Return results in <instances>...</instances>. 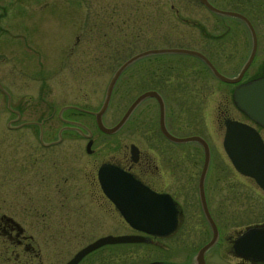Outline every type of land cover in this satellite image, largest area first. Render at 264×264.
<instances>
[{
	"label": "rangeland",
	"instance_id": "obj_1",
	"mask_svg": "<svg viewBox=\"0 0 264 264\" xmlns=\"http://www.w3.org/2000/svg\"><path fill=\"white\" fill-rule=\"evenodd\" d=\"M209 1L220 9L241 12L251 21L258 40L256 53L248 67L246 77L256 70L259 71L264 62V0ZM163 4V0H0V13L5 15L0 18V44L2 41L25 39L30 46V49L23 48L19 51L21 59L16 63L10 59L6 63L7 68H13L11 66L14 65L22 68L18 73L20 82L18 84L17 81L16 85L20 92H16V95L20 96L25 105H29L24 108V117L35 118L39 115H47V113H38L33 107L35 102L27 100V95L35 92V83H40L36 77L38 75L36 69L41 67L44 73L50 76L48 78L50 87H66L69 92H86L83 96L87 98L88 108L97 110L109 78L116 67L130 55L145 49L192 48L205 54L224 75L234 74L244 64L251 48V35L240 18L209 10L199 0H165V11L161 12L160 8ZM100 23L103 24V30H113L116 39L112 40L109 34L110 38L106 40L108 45L104 44L102 52L98 55L94 49H91L92 55H88L82 78L79 77L80 75L75 76L73 72L71 73L70 64L60 71L57 68L58 62L55 60L57 52L63 49L55 47H58V41L65 40L61 33L83 28L87 31V39L91 37L93 39L100 28ZM15 31L22 32L23 37H13L12 34ZM9 42L8 51L15 50ZM194 73L201 82L202 88L195 93L197 100L193 99V102L198 103V109H193L192 112L191 107L188 106L193 103L192 99L190 96L186 97L189 92L181 89L177 84L181 77H190ZM49 86L45 85L44 92H52ZM232 87L219 81L196 55L183 52L148 54L131 62L120 73L112 89L110 107L102 117L103 123L111 126L126 110L132 96L147 89H163L167 92L170 100L167 114L169 118L171 116V120H175L173 127L177 128L178 136L199 135L208 143L209 160L204 178V190L207 202L209 198L212 199L211 206L221 221L222 218L227 217L226 214L221 213L224 209L227 211L228 207L223 206L219 209L218 197L222 200L220 196L229 186L244 185L247 190L252 183L235 172L217 134L219 125L217 121H221L222 116L227 115L223 109L226 106L229 107L228 116L242 118L234 104L233 92H222ZM211 89L214 91H210ZM176 94L178 96L173 97ZM173 99H177V104L172 101ZM146 104L152 105V107L149 106L150 120L148 122L153 121V123L150 122L152 126L153 124L157 126L158 108L155 103L147 100L142 102L134 114L113 133L102 132L97 127L92 113L76 116L82 119L92 131L93 145L98 148L103 145L104 153H106V150L110 148L124 149V143L131 137V123L134 115L142 111ZM51 122H53L52 125H56L57 118L52 117ZM29 136L27 132L7 134L8 140L15 137L29 138ZM128 144H126L127 148ZM165 147L177 156L192 149L196 151L193 174L181 179L182 184L179 183L178 186H182L174 190L167 188V190L187 209L189 214L194 212L193 210L200 214L197 184L204 154L199 142L171 141L166 142ZM256 193L258 195L251 194V200H257L258 207H251L247 199L246 204L242 205L246 212L240 217V221L237 220V212L242 209L237 207L233 209L232 205L229 206L233 217L230 222L222 221L221 223L228 232L234 233L245 223L250 222L253 216L256 220L264 219V194L260 191ZM254 211L257 212L256 215ZM86 213L89 220L85 221V232L73 231L74 234L71 235L70 240L57 242L59 243L57 247L64 250V253L59 255L57 260L55 259L56 264L64 262L81 246L99 235L108 232L116 234L127 229L121 222V218L117 215L112 216L110 212L107 214L103 210L102 224L92 220L91 217L94 215L89 209ZM199 217L203 218L201 214ZM190 227L192 225L189 226L188 236L184 239L178 232H174L167 238H158L153 242L107 244L87 253L77 264H140L152 260H161L162 264L165 263L163 260H167V264H180L179 261L190 259L208 238L205 231L202 235H195ZM80 233L84 234L80 235ZM205 257L207 258V253ZM229 259L234 262L232 256Z\"/></svg>",
	"mask_w": 264,
	"mask_h": 264
},
{
	"label": "flooded vegetation",
	"instance_id": "obj_2",
	"mask_svg": "<svg viewBox=\"0 0 264 264\" xmlns=\"http://www.w3.org/2000/svg\"><path fill=\"white\" fill-rule=\"evenodd\" d=\"M163 3V7L160 8L161 12L165 11V0ZM1 17H5V15L0 13ZM99 27L93 39L92 37L87 39V31L83 28L61 33L65 40L58 41V47H55L63 49L57 52L55 60L58 62L57 68L60 71L70 64L71 73L83 77L82 71L86 69L88 55H92L91 49H94L98 55L102 52L103 45H108L106 40H109V34H111L112 40L116 39L113 30H103L104 27L101 23ZM21 33L15 31L12 35L15 38H21L23 37ZM8 42L2 41L0 44V264H56L55 259L57 260L59 255L64 253V250L57 247L59 244L57 242L70 240L71 235L74 234L73 231H84L85 221L89 220L87 209L94 215L91 217L92 220L95 222L97 220L99 224H102L103 210L107 214L110 212L112 216L117 215L127 229L116 234L142 233L146 236L145 241L148 242H153L158 238H167L174 232H178L179 236L184 239L188 236L190 225H192L190 229L195 235H202L205 231L208 236L205 242L214 237V242L205 251V254L207 253L206 264H226L227 260L228 264H264L263 260H253L241 255L239 253L241 245H238V241L249 229L254 230L255 235L262 237L259 231L264 229V219L256 220L253 216L250 222L245 223L234 233L228 232L221 224L230 222L233 217L230 205L233 209L236 207L242 209L237 212V220L240 221V217L246 212L243 206L247 199L251 207H258V201L251 200V194L258 195L256 192L259 191L264 194L263 188L254 177L239 172L234 167L239 176L252 183L249 187L247 186V190L244 185L229 186L227 191L220 196L223 201L218 197L219 209L223 206L228 207L227 211L224 209L221 213L227 215L226 218H222L223 222L211 206L212 199L209 198V201L206 200V202L214 225L205 217L201 205L200 214L203 218H200L199 212L197 213L195 210L189 214L187 209L177 202V224L169 234L157 236L137 231L131 227L124 220L115 204L104 193L98 178L100 165L103 162L117 165L152 189L158 192H167V188L174 190V188L182 186H178L179 183L182 184L181 179L193 174L196 151L193 149L185 151L180 156L168 151L165 146L166 142H171V139L162 133L159 117L157 126L154 124L152 126L153 121H150L152 123L148 122L150 120L149 106L152 107V105L146 104L142 111L140 110L134 115L131 123V137L128 142L124 143V149L119 150L114 144V149L110 148L104 153L103 145L100 148L93 145L92 131L82 119L76 116L86 113L93 114L96 111L88 108L87 98L83 96L86 92H69L66 87H56L57 89L50 87L51 83L48 82L50 76L44 73L42 67L36 69V73H38L36 77L40 83H35V92L28 94L27 100L35 102L33 107L38 113H47V115L25 118L24 108L29 105H25L20 96L16 95V92H20L16 85L17 81L18 84L20 82L18 73L22 68L17 65L7 68L6 63L8 59L16 63L21 59L19 51L23 48L30 49V46L25 39L11 41L9 43L15 50L8 51ZM65 49L67 50L65 51ZM37 53L42 54V52ZM261 65L259 71L256 70L246 77L247 67L235 82L221 80L213 74L219 81L233 86L222 90V92H235L238 85L264 77V62ZM239 70L240 68L228 76H237ZM179 80L177 86L189 92L186 97L190 96L192 102L193 99L197 100L195 93L202 88V85L195 73L190 77H181ZM45 85H50L49 88L52 92H44ZM56 90L58 92H55ZM157 91L164 104L165 126L172 135L178 136L177 128L173 127L175 120H171V116L169 118V114H167L170 105L167 92H164L163 89H157ZM140 93L132 96L129 104ZM177 96L178 94L173 97ZM146 100L155 103L159 110L158 98L148 96L135 106L128 118ZM111 101L112 92L103 114L110 107ZM172 101L177 104V99ZM188 106L191 107L192 112L193 109H198L196 102L188 104ZM223 109L227 115L222 116L221 121H217L219 124H217V134L222 148L227 128L224 119L230 117L228 116L229 107L226 106ZM239 111L242 118L235 116L230 118L238 119L253 128L264 145V125L251 119L242 110L239 109ZM54 116L58 121L56 125H52L53 122H51ZM215 131L216 128L214 134ZM22 132H27L30 135L29 138L15 137L10 140L7 138L8 133L20 134ZM126 144H128V148ZM131 144L135 145L133 154L130 150ZM87 196L89 197L87 198ZM256 213L254 211L255 215ZM83 234L80 233V235ZM196 251L190 259H187L188 261H179V263L196 264L194 260ZM228 256H232L234 262H231ZM163 263L167 264L168 261L163 260Z\"/></svg>",
	"mask_w": 264,
	"mask_h": 264
},
{
	"label": "water",
	"instance_id": "obj_3",
	"mask_svg": "<svg viewBox=\"0 0 264 264\" xmlns=\"http://www.w3.org/2000/svg\"><path fill=\"white\" fill-rule=\"evenodd\" d=\"M208 9L220 13L238 17L242 19L250 30L252 36V46L250 53L241 67L239 74L229 77L217 70L209 58L202 52L185 47H159L149 48L139 51L124 60L111 76L104 99L100 108L94 111L95 120L99 129L106 133H112L122 126L134 107L145 97L154 96L159 100V125L162 133L173 141H198L204 150V162L198 180V192L202 209L207 220L214 225L209 213L204 194V176L209 160V147L206 140L199 135L175 136L166 128L164 123V104L157 90L147 89L140 93L129 104L120 119L112 126H107L102 121V113L106 109L113 85L122 70L131 62L142 56L164 52H183L198 56L211 69V71L221 80L235 82L241 77L243 72L251 63L257 39L255 29L246 15L241 12L220 9L209 0H200ZM237 106L245 111L252 119L264 125V77L254 81L239 85L233 92ZM227 132L224 139L225 150L230 157L234 167L239 171L253 176L261 187L264 188V145L257 132L234 119L226 118ZM131 153H134V144L130 145ZM98 178L105 194L114 202L126 221L134 228L156 235H165L172 231L177 222L176 201L167 192H156L130 173L110 163H102L98 170ZM262 237H254L255 231H248L244 237L238 241L241 245L240 254L246 258L264 261V229L259 231ZM146 238L142 234H107L96 238L77 250L65 264H76L90 251L108 243L118 242H139ZM214 242L212 237L203 244L195 256L197 264H206L204 252ZM141 264H159V261H151Z\"/></svg>",
	"mask_w": 264,
	"mask_h": 264
}]
</instances>
